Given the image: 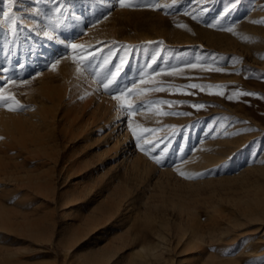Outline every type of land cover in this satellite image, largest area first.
I'll return each mask as SVG.
<instances>
[{"label": "rangeland", "instance_id": "obj_1", "mask_svg": "<svg viewBox=\"0 0 264 264\" xmlns=\"http://www.w3.org/2000/svg\"><path fill=\"white\" fill-rule=\"evenodd\" d=\"M124 2L129 6L119 0H13V31L4 17L8 0H0V90L25 106L0 101V117L28 112L36 119L42 108L58 116L51 138L38 129L45 145L0 166V221L8 227L0 228V264H106L91 263L102 248L113 255L112 264H264V218L245 223L248 199L264 198V168L245 180V147L237 145L258 141L264 167V0ZM62 66L70 79L58 73ZM110 71L118 72L113 85L119 87L106 95H117L132 140L128 158H138L140 169L153 165L145 187L131 162L118 164L121 154L102 164L107 146L94 131L98 115L77 105L85 94L78 93L75 100H81L72 107L67 99L43 105V84L67 90L71 80L76 90L93 85L104 93ZM65 108L77 140L60 129ZM88 118V129L78 130ZM144 139L157 147L147 148ZM224 139L239 141L230 147ZM227 148L236 153L231 166L194 174L181 167L197 149L225 160L233 153ZM115 164L116 171L109 170ZM10 174L24 181L8 180ZM209 177L214 180L186 183ZM183 203L195 205L198 218L183 219ZM110 213L114 225L108 220L100 230L106 231L88 238L89 225ZM183 229L187 233L178 235ZM196 240L202 246L195 254Z\"/></svg>", "mask_w": 264, "mask_h": 264}, {"label": "bare ground", "instance_id": "obj_2", "mask_svg": "<svg viewBox=\"0 0 264 264\" xmlns=\"http://www.w3.org/2000/svg\"><path fill=\"white\" fill-rule=\"evenodd\" d=\"M114 33H115V31H114ZM109 37H110V35H109ZM125 37H127V36H125ZM143 38H145V36ZM123 39L125 40L126 38H123ZM130 40H133V39H130ZM47 51H49V50H47ZM138 52L139 51H136L135 54H137ZM143 52H145V49H143ZM45 56L46 55H44V57ZM63 62H65V61H63ZM68 67H66V66L65 67L62 66L61 68L58 67L59 68L58 73L60 74L61 77H63L66 80L69 78V75H67V74H69L68 73ZM117 73L110 71V73H108L106 75L108 77H107V81L105 83H107L108 80H111L113 75L115 76V79L118 78L119 74H117ZM49 74H50V72H49ZM70 78H71V76H70ZM115 79L113 80L112 84L109 85L110 89L119 87V85H113ZM116 81H117V79H116ZM64 85L67 86L68 89L67 90L64 89L65 91L62 89L63 90L62 91L61 88H59L58 86L51 87V86L43 84L41 87L42 88L41 89L42 96L44 98L43 105L46 102H51L55 106V105L61 104L62 100L67 99L66 100L67 102L65 101L66 107H68V106L72 107L73 105H76L77 101L81 100V99L80 100L78 99L76 101L75 100L76 95L78 93L85 94V99L81 100L82 102H78L77 105H79L81 108H84V109L89 106L90 112L98 115V121L99 122L97 123V128L94 131L98 133V137H105V139H104L105 145L107 146L105 153H102L100 155V159L102 160V164H104L109 158H112V160H114L113 158L115 156L121 154L122 160L118 164L131 162L133 165L132 168L135 169V172L138 171V173H139L140 183H142V185L145 187L148 184L149 180L151 179L150 173L153 170L151 167L153 165L146 164L144 162L145 164L143 163L144 164L143 166H145V168L140 169V166H139L140 162H139L138 158L137 159H131V160L128 158V155H127V153L129 152L128 147L130 145V141H132V140H130L129 133L126 130V127H124L123 117L119 113L120 111H118L116 109L115 105L119 102L116 99L117 95L116 96L114 95V97L106 95L110 91L105 90V88H104L103 89L104 93H102L97 86L94 87L93 85L91 86L92 90H87V91L86 90H76L75 89L76 87H73V83L71 82V80L67 84H64ZM82 88L86 89L84 87H82ZM114 91H115V89H114ZM115 94H116V92H115ZM65 96H66V98H65ZM68 98H69V100H68ZM75 101H76V103H75ZM53 105H51V106H53ZM65 105H64V107H65ZM44 108L46 109V107H44ZM57 108H59V107L57 106ZM50 109H52V108L50 107ZM37 111L38 112H37L36 119H32V117L28 118L27 116L31 115L28 112H25L26 114H24V116L21 115V116H23L22 120L20 119L21 116L18 113H14V112H10L7 115L4 114L3 118L0 117V136L4 137L2 140H0V151H1V149L4 148V153L1 154V152H0V166L2 164H4V161L7 160V158L9 159V161L15 162L16 160H18L17 157L19 156V153L24 151V150H27L29 152L31 150H37L42 145H45L42 143L44 136H45V138L46 137L51 138V136L55 133V131L57 129V118H58L56 111L55 110H53V111L44 110L43 108L38 109ZM60 120H61V125H60L61 131H63L66 134L68 139L73 138V139L77 140L78 139L77 135H79V134H75L76 132H73L72 128H70L73 119L68 114L66 108L61 111ZM89 121H90L89 118H88V121L87 120L83 121L81 123V125H79L78 130H81V131L87 130L89 125H90ZM137 126H138V128H143L141 125H137ZM41 127H44L45 132H43L44 136L42 135L40 137V131L38 129H40ZM106 129H109V132H107V134L106 133L104 134ZM69 130L72 132H69ZM41 131H42V129H41ZM220 137H222V136H220ZM226 138H228V137H226ZM29 141H34L36 143L35 147H33L32 149H30V146L28 144V143H30ZM238 141L239 140H237V139H235V140L224 139L222 142L224 145L234 147L235 145L231 146V144L233 142L236 143ZM43 142H44V140H43ZM143 142L146 143L147 140L145 141V139H144ZM147 144H148V142H147ZM241 144L244 145V147H245V157H246L245 158V168L244 169L242 168L241 171H242L243 175L245 174V180H246L247 176L250 173H253L256 171H262L264 167H262L258 164L259 156H257V154H256V150H257L256 147L258 146V141H251L248 138H245V142L239 141L237 145L241 146ZM220 145L222 146L221 142H220ZM150 146L152 149H155L157 147L156 144H154V146H152L151 144L150 145L148 144V147L146 145L147 148H149ZM228 149H230V148H227V150ZM197 151H198V149H197ZM197 151H194L191 154L190 159L187 163L185 162L184 165L182 164L181 167L185 170V172L188 171V172H191V174H194L197 172L202 173V172H204L203 169H209V170L214 172L218 167L224 168L227 165H230V166L233 165V163H232L233 160L231 158L236 155V153H234V150L232 151L230 149L229 151H231V153L232 152L233 153L229 154V157L228 158L226 157L224 160L222 155L221 156L218 154L211 155V154H207L204 152H197ZM260 154H261V157H264V148L260 151ZM242 156H243V154L239 157H242ZM144 158H142V160ZM117 167H118L117 164L112 165L109 170H115L116 171ZM138 173H137V175H138ZM206 173H208V172H206ZM16 176L17 175L10 174L7 177V179L13 180L16 183L24 181L23 178H19ZM200 176L201 175H199V177ZM209 178L210 179L206 178V180H204V181L203 180L202 181H196L195 180L196 183H193L189 180V182H186V183L191 184V185L192 184H194V185L199 184L200 185L202 183L213 181L215 179V177H214V179H212L211 177H209ZM35 180H37V179H35ZM127 187H128V185H127ZM259 190L264 193V190L262 189V187H260ZM14 192H17V189H14ZM247 192H249V191H247ZM17 194H19V193H17ZM248 200H249V203L251 206L250 207L248 206V208L245 209V223L248 220L252 219L253 216H256L257 219H259V217L264 218V198L263 199H248ZM178 210L180 211V214H181L183 219L192 220V219L198 218V216H199V212H198L197 207L195 205L191 206V205H187L186 203L185 204L183 203L181 206H178ZM117 213H118V211H117ZM113 214L114 213H110V215L108 217H104L103 221H100L98 223L93 222L91 225H89L90 228H89L88 233H86L87 234L86 236H88V238H90V239H93L92 233H95V230L98 232L101 229H104L105 228V222L110 220L112 217H114ZM110 222L111 223H109V225L110 224L114 225L111 220H110ZM5 227L6 226H2L1 221H0V228H5ZM6 228H8V227H6ZM22 228L23 227L18 226V229L22 230ZM180 230H182L181 227H180ZM103 231H106V230H103ZM103 231H100V232L103 233ZM33 232H35V231H33ZM78 233H80V232H78ZM78 233H75V235H78ZM101 233H99V235ZM186 233H187L186 229H183V233H178V235L179 234H186ZM197 233L199 235L201 234L200 232H197ZM211 234H213V232H211ZM192 242H193L192 248L195 250L194 252L196 254L199 251V248L202 246L201 245L202 241L196 240V241H192ZM112 257H113L112 254H109L108 251L103 250V248H102L100 250V252H98V254L95 255V257H91V259H92L91 263L102 262V263H106V264H112V260H111ZM143 263L144 262L142 261L139 264H143ZM187 263L188 262H186V264Z\"/></svg>", "mask_w": 264, "mask_h": 264}, {"label": "snow or ice", "instance_id": "obj_3", "mask_svg": "<svg viewBox=\"0 0 264 264\" xmlns=\"http://www.w3.org/2000/svg\"><path fill=\"white\" fill-rule=\"evenodd\" d=\"M119 3H120V6L121 7L129 6V5H126L125 4L124 0H119ZM8 4H9L8 12H5L4 13V17L11 20L12 30L15 31L16 30L15 29V25H16L17 21H16V19L10 17V13L12 12V8H13V0H8ZM152 6L153 7H156V8H160V7L166 8V7H168V5L161 6L159 4L152 5ZM56 11L59 12L60 9L57 8ZM261 22L264 23V21H261ZM0 23H3V21H0ZM181 26H183V25H181ZM228 30L231 31L232 29H228ZM44 34L46 36L49 35L47 32H45ZM49 38H51V37H49ZM71 47L75 49V48L80 47V46L79 45H76V44H72ZM57 63H58V61H57ZM55 66H56L55 64L52 65L53 68H55ZM114 79H115V76L113 75L112 79L111 80H108V82L104 84L105 90L112 91V89L109 88V85L112 84V82H113ZM12 83H14V82H12ZM192 87L195 88V87H199V86L198 85H192ZM217 87H223V86H217ZM116 91H119V92L123 93L125 90L124 89H116ZM245 94L246 95H253V93H245ZM220 95H223V93H220ZM228 98L231 99L232 97L229 96ZM0 101L4 102L6 105L8 104L9 101H14L15 104H16V106H17V108H23V107H25L24 105H21L19 103V101H16L15 100V97H5L2 90H0ZM129 107H131V105H129ZM196 107H203V106L202 105H199V106H196ZM9 110H16V108H10ZM0 139H2V138H0ZM160 162H161L160 160H157V163H160ZM181 175H185L186 176L187 174H185V173L182 172Z\"/></svg>", "mask_w": 264, "mask_h": 264}]
</instances>
